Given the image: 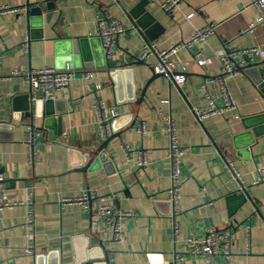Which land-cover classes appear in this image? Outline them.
Instances as JSON below:
<instances>
[{
  "label": "crops",
  "instance_id": "0c3cea01",
  "mask_svg": "<svg viewBox=\"0 0 264 264\" xmlns=\"http://www.w3.org/2000/svg\"><path fill=\"white\" fill-rule=\"evenodd\" d=\"M48 1L55 8L44 12L40 25L32 28L28 4ZM255 1L181 0L171 16L160 7L166 0H0V174L6 177L9 199L17 203L0 209V264H37L39 256L44 257L40 264H181L175 260L176 253L183 264H207L189 254L187 239L202 238L212 227L231 226H235L232 254L217 257V264H264V183L253 184L257 169L264 167V121L254 126L258 134L248 153L240 158L234 150L235 137L246 130L242 120L264 113V95L241 72L226 82L235 109L203 123L194 113V108L208 106L205 93L214 97L217 106L224 105L218 79L220 56L226 50L264 45V22L250 28L258 18ZM100 18L119 20L125 28L108 61L97 36ZM209 24L216 25L214 35L171 57L189 63L200 53L211 60L208 68L189 63L185 84H171L155 74V57L139 60L147 43L168 50ZM79 41L89 50L90 60L69 56L74 44L80 48ZM69 66L74 71L73 84L68 92L58 94L59 102L53 107L58 113L54 117L62 121L49 128L42 119L37 121L39 164L33 168L27 153V125L32 117H27L25 99L30 83L27 76L11 73ZM84 71L93 72L94 91L82 81ZM112 73H117L115 78ZM98 85L102 88L97 89ZM94 97L119 112L118 130L113 128L106 148L112 164L83 173L78 167L85 155H92L105 142L99 136ZM141 97L144 100L139 103ZM165 114L176 120L179 139L188 148L181 166L177 239L170 218V139ZM141 124L146 126L145 133L137 129ZM250 141L251 136L243 137L238 144ZM139 151L148 154L145 169L136 164ZM228 163L243 175L244 192L232 180ZM87 190L104 197V204L113 209L131 214L122 222L125 238L121 243H112L104 222L89 210L75 202L62 204ZM245 191L250 200L241 204L238 196ZM31 193L33 229L26 204ZM31 230L35 233L33 256L25 253Z\"/></svg>",
  "mask_w": 264,
  "mask_h": 264
},
{
  "label": "built area",
  "instance_id": "2783aa9c",
  "mask_svg": "<svg viewBox=\"0 0 264 264\" xmlns=\"http://www.w3.org/2000/svg\"><path fill=\"white\" fill-rule=\"evenodd\" d=\"M120 1V0H117ZM181 0H166L160 7L170 14L175 13L176 9L180 5ZM253 6L258 11V18L255 23L250 25L252 29L256 23L264 22V0H257L253 3ZM1 10H9L3 7ZM192 15H189L190 19ZM216 25L209 24L206 27L197 30L189 39V41L174 45L168 50H160L155 45L147 43L144 47L143 53L140 57L141 62H145L150 57L156 58V64L153 67V72L167 79L171 84L183 85L187 82V65H195L202 68H208L211 64V60L203 57L200 53L193 56L189 63L175 62L171 60V57L176 55L181 50H190L194 45L204 43L210 36L215 34ZM125 31L124 26L119 20L108 18H100L98 20L97 36L100 37L102 43V50L105 59L114 57L115 49L118 46V38ZM29 37L24 41L25 50L29 47ZM254 59L264 60V45L253 46L245 49H232L226 50L222 56H220L221 75L218 79V85L221 89L224 105L219 107L216 105L214 97L205 93L208 106L206 108H194L196 119L199 123L213 115H221L228 110L235 109L236 106L231 101L229 92L227 90L226 82L232 76L241 73L247 66L248 60L251 62ZM27 76L30 83V90L33 99L41 98L42 101L57 100L59 93L68 92L74 81V71L72 67H67L64 70H58L54 68H45L40 70L24 71L22 69H15L11 76ZM82 81H84L91 91L94 88L91 87L94 74L92 71H84L81 75ZM97 89H101L102 86L98 85ZM94 109L98 118L100 127L99 136L103 141H107L113 136V124L119 118V112L116 109H108L105 103L97 97H94ZM163 122L165 124L166 133L170 139V145L168 149V163L170 166V196L169 202L172 207L170 218L175 223L176 217L180 214V198H181V166L184 157L188 153V148L181 143L179 139L178 127L176 120L171 114L163 115ZM38 118L33 115L32 121L27 125V153L28 161L31 167L35 168L39 164V150L37 144V137L39 136L40 125L38 124ZM139 132L145 133L146 126L141 124L137 128ZM128 153L132 152L131 149L126 146ZM148 154L145 151L137 152L136 164L141 169H145L148 166ZM228 169L231 173V178L234 182L239 183L240 190L244 192V177L241 172L232 163H228ZM257 177L253 184L264 183V167H259L256 171ZM6 177L0 174V209L16 205L12 202L4 186ZM105 198L98 196L90 190H87L84 195L78 199L71 200L65 199L62 201L63 205L69 203H77L84 209L89 210L99 221L104 222V227L107 232L112 235V243H121L125 238V231L123 229V220L131 216L129 213H124L119 210H115L112 207L104 204ZM26 204L30 207L28 215V225L33 229L34 227V194L31 193L26 201ZM235 226L226 227L223 229L210 228L206 231V234L202 238H188L187 243L189 245V254L194 258H201L206 261L207 264H217V257L223 256L230 258L231 252V240ZM174 235L177 239L180 236V231L174 225ZM25 253L28 255H35V233L33 230L28 234V241L25 247ZM175 260L183 264V258L180 254H175Z\"/></svg>",
  "mask_w": 264,
  "mask_h": 264
},
{
  "label": "water",
  "instance_id": "95a60500",
  "mask_svg": "<svg viewBox=\"0 0 264 264\" xmlns=\"http://www.w3.org/2000/svg\"><path fill=\"white\" fill-rule=\"evenodd\" d=\"M55 8V4L50 3V1L46 2L45 4H37L32 5L28 4L27 6V17L31 24V27L33 28L35 24H39L40 17L43 15L44 12H46L49 9ZM40 25V24H39ZM86 43V42H85ZM80 48L77 49L76 44L71 48L69 52L70 55H74V57L77 56H84L85 60H90V54L89 50L85 47L83 44V41H79ZM248 64L246 68L242 71L245 75H247L251 81L257 86V88L262 92L264 95V60L257 63H252L250 60L247 61ZM109 67V66H108ZM117 73H112V77L115 78ZM149 86V85H148ZM148 86L143 90L142 95L145 96V93L147 91ZM25 99L28 101V106L26 108V114L27 117H33L36 116L38 119H42L44 122V127L49 128L50 124L61 122L62 119H56L54 116L57 113V111H53V107L56 105V103L59 102V100H48V101H42L40 97H38L36 100L32 98L31 93L25 95ZM144 100V97L140 98L139 103H141ZM14 118L17 120L18 116L15 115ZM264 113L260 115H256L255 117H247L242 120L243 127L246 129L244 134L238 135V137H235L234 142V150L237 153L238 157H242V153H248L250 151L251 145L255 141V137L258 134L257 129H254V126L264 120ZM56 121V122H55ZM115 124H113L114 130H118L115 128ZM3 125H0L2 127ZM251 141L247 143H239V139L243 137H250ZM109 143V139L105 141L101 147L92 155L86 154L85 155V162L81 164L78 167V170H80L83 173L92 172L97 170L98 168H108L109 165H111V161L109 159V154L107 152V145ZM239 199H241V204L247 203L248 200H250L248 193L245 191V193H241L239 196ZM93 216V215H92ZM93 219V217H92ZM94 233V232H92ZM44 257H37V264H40V261L43 260ZM59 264V263H58Z\"/></svg>",
  "mask_w": 264,
  "mask_h": 264
}]
</instances>
